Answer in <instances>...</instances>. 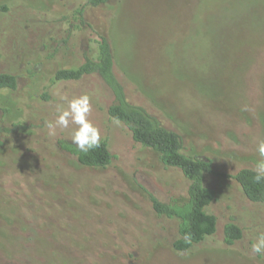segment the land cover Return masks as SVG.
Masks as SVG:
<instances>
[{"label": "rangeland", "instance_id": "1", "mask_svg": "<svg viewBox=\"0 0 264 264\" xmlns=\"http://www.w3.org/2000/svg\"><path fill=\"white\" fill-rule=\"evenodd\" d=\"M84 4L0 0V71L19 81L0 90V122L12 129L0 146V264H264L251 252L264 202L221 176L205 178L216 191V232L176 251L178 220L158 215L150 194L185 196L188 179L109 117L112 97L98 75L54 81L96 50L94 27L74 20ZM86 15L109 30L128 98L179 131L187 152L226 173L255 166L264 137V0H115ZM58 92L90 95L89 119L114 155L108 167L82 166L59 150L75 125L48 134ZM229 221L244 232L233 245L224 242Z\"/></svg>", "mask_w": 264, "mask_h": 264}, {"label": "trees", "instance_id": "2", "mask_svg": "<svg viewBox=\"0 0 264 264\" xmlns=\"http://www.w3.org/2000/svg\"><path fill=\"white\" fill-rule=\"evenodd\" d=\"M114 1L86 0V4L75 9L74 20L79 21L77 27L81 25L94 27L97 34L96 50L92 55L85 56V60L78 66L58 69L54 74V81L80 80L87 75H98L112 97L107 106L109 117L123 123L135 142L157 151L166 166L176 167L182 171L189 181L185 196H173L168 201H163L150 194V199L158 215L178 220L179 236L174 240L173 248L179 252H186L217 230L218 218L210 210L216 199V191L205 184L206 176L236 180L245 196L253 202H264V183L254 182L252 166H243L233 173H226L217 170L211 158H201L187 152L179 131L165 125L144 105L128 98L125 83L116 71L109 30L97 28L86 19L88 7H106ZM18 85L17 75L0 71V90L16 89ZM8 132H12V129L3 127L0 122V146L3 144V134ZM57 144L62 153L72 156L85 167L105 168L113 162L114 155L106 139H102L100 147L87 155L79 153L71 141L65 138L59 139ZM243 235V228L237 223L229 221L224 224L223 236L226 245H233Z\"/></svg>", "mask_w": 264, "mask_h": 264}, {"label": "clouds", "instance_id": "3", "mask_svg": "<svg viewBox=\"0 0 264 264\" xmlns=\"http://www.w3.org/2000/svg\"><path fill=\"white\" fill-rule=\"evenodd\" d=\"M62 104L57 105V117L54 121L45 120L44 126L48 134L54 136L56 129H67L75 125L71 133V144L82 154L87 155L100 147V129L89 119L92 112L91 97L87 93L69 98L66 94L57 93ZM256 152L258 159L253 168V180L257 184L264 183V137L256 140ZM253 254L264 257V231H258L251 244Z\"/></svg>", "mask_w": 264, "mask_h": 264}]
</instances>
